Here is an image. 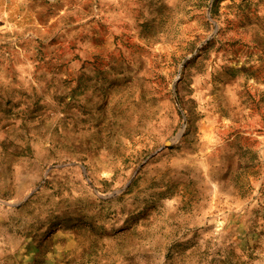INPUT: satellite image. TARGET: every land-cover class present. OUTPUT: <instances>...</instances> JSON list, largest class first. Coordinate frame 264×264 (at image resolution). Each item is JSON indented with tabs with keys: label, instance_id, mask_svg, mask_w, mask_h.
<instances>
[{
	"label": "rangeland",
	"instance_id": "1",
	"mask_svg": "<svg viewBox=\"0 0 264 264\" xmlns=\"http://www.w3.org/2000/svg\"><path fill=\"white\" fill-rule=\"evenodd\" d=\"M0 264H264V0H0Z\"/></svg>",
	"mask_w": 264,
	"mask_h": 264
}]
</instances>
